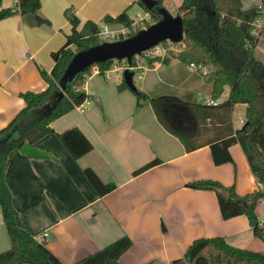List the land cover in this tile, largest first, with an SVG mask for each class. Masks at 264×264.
Returning a JSON list of instances; mask_svg holds the SVG:
<instances>
[{
    "label": "crops",
    "instance_id": "0c3cea01",
    "mask_svg": "<svg viewBox=\"0 0 264 264\" xmlns=\"http://www.w3.org/2000/svg\"><path fill=\"white\" fill-rule=\"evenodd\" d=\"M39 1L37 14L48 22H38L32 12H14L0 19V127L23 107L20 92L41 91L46 86L40 69L49 71L53 66L51 53L65 42L71 15L79 20L77 29L86 20L100 27L104 16L114 17L123 9L130 16L134 4L143 10L138 19L147 16L136 0ZM181 1L163 0V6L177 14ZM241 3L246 9L260 0ZM14 4L15 0H0V8ZM90 69L83 83L89 103L53 119V132L34 143L45 155L29 156L19 148L8 153L4 178L12 204L30 233L43 239L62 264H76L122 235L131 244L119 256L120 264H170L202 236H221L236 247L264 250L258 243L264 241L253 235L245 214L223 219L213 190L186 184L209 178L233 184L239 195L257 189L241 146L231 144L232 160L220 164L214 163L208 145L185 150L157 120L148 100L137 105L133 90L117 88L123 77L114 80L94 66ZM137 79V85L133 81L136 89L150 97L172 94L193 102L210 99L211 84L203 74L176 57L145 63ZM226 95L225 86L217 100ZM238 109L244 116L245 104L234 105V126L243 121L241 114L235 116ZM74 126L92 145L76 159L58 137ZM153 159L155 164L134 172ZM86 167L115 187L98 191L83 172ZM263 201L255 212L264 225ZM9 246L0 209V252Z\"/></svg>",
    "mask_w": 264,
    "mask_h": 264
},
{
    "label": "trees",
    "instance_id": "16d2710c",
    "mask_svg": "<svg viewBox=\"0 0 264 264\" xmlns=\"http://www.w3.org/2000/svg\"><path fill=\"white\" fill-rule=\"evenodd\" d=\"M136 2L149 14L144 27L161 18L154 8L147 9L140 1ZM163 6V0H156ZM39 0H16L11 7L0 8V19L14 12H32L38 22H48L37 14ZM181 14L183 37L179 43L183 47L177 53L163 58H148L146 64L155 61L168 62L176 57L186 64L194 63L198 70L205 68L204 79L211 84L210 99L217 100L224 87L228 86V95L216 103L193 102L183 100L172 94L148 96L135 89L137 105L148 100L157 120L183 144L185 150H193L208 145L215 164L231 161L229 146L238 143L247 159L258 188L239 195L234 185H224L215 179H197L186 184L193 188L213 190L217 197L220 215L223 219L238 214L248 218L252 233L264 241V225L259 220L255 208L264 198V63L256 55L258 34L252 33V23L261 13L264 14V0L260 6L243 9L241 0H182L177 8ZM71 30L66 34L65 42L51 53L54 64L49 71L41 68L40 74L46 82L41 91L25 90L20 92L24 105L8 123L0 127V209L10 246L0 252V264H62L58 257L46 246L43 239H37L26 228L17 209L12 204V194L5 181L4 173L7 156L11 149L20 148L24 142L33 144L43 135L53 132L50 122L73 109L89 95L83 89L84 79L92 66L100 72L107 69L114 59L89 66L78 75L75 81L61 95L58 78L63 69L79 49L97 43L98 25L86 20L77 29L79 20L69 17ZM109 25L118 24L129 28L130 36L137 30L131 27L133 18L126 9L116 16H104ZM119 38H123L120 36ZM162 42H169L165 39ZM74 46V48L71 47ZM134 62V57L133 60ZM118 89L127 88L122 79ZM245 104L243 121L239 126L232 122L235 104ZM178 107L176 115L174 107ZM58 137L68 153L74 159L88 152L92 145L77 127H70ZM153 159L134 172H140L155 164ZM83 172L98 191H108L115 187L113 182H103L89 167ZM131 244L127 235H122L102 248L83 257L76 264H120L121 253ZM264 264V250L257 251L230 245L221 236H202L188 245L183 255L173 259L170 264Z\"/></svg>",
    "mask_w": 264,
    "mask_h": 264
},
{
    "label": "water",
    "instance_id": "95a60500",
    "mask_svg": "<svg viewBox=\"0 0 264 264\" xmlns=\"http://www.w3.org/2000/svg\"><path fill=\"white\" fill-rule=\"evenodd\" d=\"M147 9L154 8L161 14V18L148 26L137 29V31L123 38L113 40H101L85 48L76 51L58 78L61 95L89 66L103 62L107 59H123L131 62L133 55H139L143 50L157 44L165 39L178 42L183 37V25L181 14H171L164 6L156 5V0H140ZM134 69L125 67L122 77L125 84L131 89L136 87L132 75ZM21 152L29 156H43L45 153L35 145L24 142L19 148Z\"/></svg>",
    "mask_w": 264,
    "mask_h": 264
},
{
    "label": "built area",
    "instance_id": "2783aa9c",
    "mask_svg": "<svg viewBox=\"0 0 264 264\" xmlns=\"http://www.w3.org/2000/svg\"><path fill=\"white\" fill-rule=\"evenodd\" d=\"M16 2V0H15ZM258 6H260V3L258 4ZM264 28V14L261 13L259 16H257L253 23H252V33L253 34H258L259 30ZM121 31L123 32V37L127 36L126 32L123 31V29H121ZM113 32H115L114 30L110 29L108 27V25L106 23L102 24L99 27L98 30V36L100 38V40H110V39H114V37H117V39L120 37L118 36V34L116 36H111L113 34ZM178 42H158L157 44L143 50L139 55L135 54L132 56L131 58V62L128 63V61L123 58V59H114L113 62L111 63V65L107 68L104 69L102 72H100V70L98 69L97 66H94L97 71H99L104 77L109 78L111 76V73H114V75H116L117 77H122V70L125 67H131L134 69V73L132 75L133 77L139 78L141 73H142V68L144 66V64L146 63V60L148 58H152V57H156L159 56L160 58H163L165 55L170 54V53H177L182 47L183 44ZM134 57V62L132 61ZM191 68L197 69L199 68L198 65L194 64V63H189ZM201 73L205 72V68H201L200 70ZM89 99L85 98L84 101H82L81 103L75 105L76 108H78L79 110L83 109V104L84 103H89ZM207 103H216L217 100H213V99H208L206 101ZM242 120V119H241Z\"/></svg>",
    "mask_w": 264,
    "mask_h": 264
},
{
    "label": "rangeland",
    "instance_id": "374dc122",
    "mask_svg": "<svg viewBox=\"0 0 264 264\" xmlns=\"http://www.w3.org/2000/svg\"><path fill=\"white\" fill-rule=\"evenodd\" d=\"M141 12L143 13V10H141L137 4H134L132 6V9L129 11L130 16L135 18V19H133V22L131 24V27L133 29L137 30L139 28L144 27V23H146V21H148L150 18L149 14L147 13V16H145L144 18L138 19V16ZM108 27L115 31V32H113V34L111 36H116L117 34H118V36H122L123 32L121 31V29H123V31L126 33L128 30H130L129 28L123 27V26L118 25V24L109 25ZM257 36H258V43H257V46L255 48V53L264 63V28L259 30V33ZM114 39H117V37H114ZM110 40H113V39H110ZM110 79L115 80V79H117V76L114 75V73H111ZM133 81L136 85L140 82V80L137 79L136 77L133 78ZM228 91H229V87L226 86L227 95H228ZM177 110H178V107L175 106L174 111H173L174 115H176ZM239 114H241V116H243L242 109H240V110L238 109L237 113H235V116H238ZM262 203H263L262 208H263V216H264V201ZM258 243H259V246L261 248L264 247V242L259 241ZM250 246H252V245H250Z\"/></svg>",
    "mask_w": 264,
    "mask_h": 264
}]
</instances>
